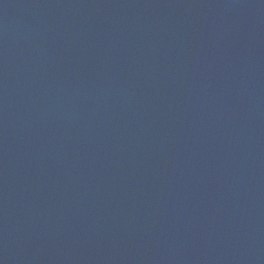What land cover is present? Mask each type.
<instances>
[{
    "label": "water",
    "instance_id": "95a60500",
    "mask_svg": "<svg viewBox=\"0 0 264 264\" xmlns=\"http://www.w3.org/2000/svg\"><path fill=\"white\" fill-rule=\"evenodd\" d=\"M0 264H264V0H0Z\"/></svg>",
    "mask_w": 264,
    "mask_h": 264
}]
</instances>
